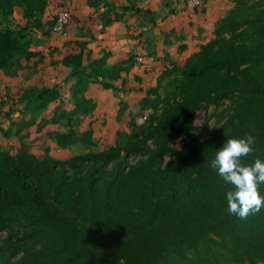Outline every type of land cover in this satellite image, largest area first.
Instances as JSON below:
<instances>
[{
  "label": "trees",
  "instance_id": "obj_1",
  "mask_svg": "<svg viewBox=\"0 0 264 264\" xmlns=\"http://www.w3.org/2000/svg\"><path fill=\"white\" fill-rule=\"evenodd\" d=\"M51 3L0 0V72L6 77L27 69L30 61L42 62L39 52L30 51V30L41 28ZM85 4L91 14L98 13L101 30L120 21L126 11L151 18L129 0L119 8L107 0ZM76 45L78 52L59 61L62 81H73L68 87L72 109L56 105L48 112L60 97L57 84L33 85L13 102L17 112L7 111L14 118L0 130L2 138L18 143L13 153L0 146V232L6 233L0 264L264 260V208L246 219L230 215L226 193L233 186L210 166L227 139L245 134L254 135L255 144L254 153L242 162H264V0H235L216 22L212 38L161 74L168 80L147 89L138 103L137 115L145 116L141 125L120 104L113 145L60 158L45 148L36 156L23 143L33 126L41 143L48 140L57 149L77 143L93 147L91 131L77 137L71 123L94 109L84 96L89 86L114 90L112 82L123 70V62L108 63L106 52L84 63V45ZM224 102L231 105L226 122L203 138L204 124L194 127L193 114ZM50 125L66 130L52 131ZM176 140L181 142L179 150L170 147ZM167 156L171 159L165 164ZM130 158L140 160L129 164ZM259 192L264 196V184Z\"/></svg>",
  "mask_w": 264,
  "mask_h": 264
},
{
  "label": "crops",
  "instance_id": "obj_2",
  "mask_svg": "<svg viewBox=\"0 0 264 264\" xmlns=\"http://www.w3.org/2000/svg\"><path fill=\"white\" fill-rule=\"evenodd\" d=\"M107 1L114 2L117 6H125L128 2ZM130 1L135 8L149 12L151 18L126 11L120 21L111 22L101 30L98 13L91 14L92 11L87 8L85 0H52L41 17L40 33L34 35L30 47V51L39 52L43 56L42 62L48 59L46 68L42 67V62L33 65L30 61L27 69L17 71L12 77H6L0 72V97L16 95L17 98L23 90L33 85L42 87L57 84L60 97L49 106L48 112L56 105H63L65 110L69 111L72 109V101L68 97V87L73 81H62L65 73L59 63L61 57L67 53L78 52L76 43L84 45V61L96 59L101 52H106L109 55V64L123 62L119 79L112 82L114 90H99L95 83L91 84L84 96L93 102L94 109L86 116L76 117L71 124L77 137L87 129L91 131L93 148L105 150L113 145V130L118 128L116 113L120 104L126 106V112L135 115L139 111L138 103L145 96V91L159 82L164 84L168 80L161 79V74L172 68L176 59L184 60L195 53L199 45L208 42L212 38L216 22L224 17L231 7L228 0H200V8L195 11L185 9L183 0ZM56 7L68 9L75 18L74 26H69L61 36L51 32L52 12ZM137 56L142 58V63L135 62L134 58ZM162 93L161 88L158 94L162 97ZM11 116L14 118V115ZM57 126L50 125L49 128L52 131H65L57 129ZM7 127L6 124L2 129ZM110 129L112 133H109ZM38 136L33 126L29 128L23 143L29 147L38 144L49 147L50 152L60 153V149L50 141L41 143ZM11 140L18 146V143ZM0 146L3 148L1 144ZM30 151L34 154L31 148Z\"/></svg>",
  "mask_w": 264,
  "mask_h": 264
},
{
  "label": "clouds",
  "instance_id": "obj_3",
  "mask_svg": "<svg viewBox=\"0 0 264 264\" xmlns=\"http://www.w3.org/2000/svg\"><path fill=\"white\" fill-rule=\"evenodd\" d=\"M254 144L255 136L252 134L227 139L210 165L226 184L233 186L226 193L227 211L241 219L264 208V196L259 192V186L264 184V162L259 158L250 164L242 162V158L254 153ZM256 264H264V260L257 259Z\"/></svg>",
  "mask_w": 264,
  "mask_h": 264
},
{
  "label": "rangeland",
  "instance_id": "obj_4",
  "mask_svg": "<svg viewBox=\"0 0 264 264\" xmlns=\"http://www.w3.org/2000/svg\"><path fill=\"white\" fill-rule=\"evenodd\" d=\"M246 1H250V0H246ZM234 3H235V0H228V4H230V5L233 4L234 5ZM117 7L119 8V7H122V6L118 5ZM199 8H200V6H199ZM60 10H64V11L68 12L69 15H70L69 23L66 26V29L64 30L66 32V30H67V28H69V26L70 27H71V25L74 26V23H75L74 19L75 18L73 16V14L71 13V11H69L68 9H62L60 7H56L53 10L52 16L54 17L55 12L56 11H60ZM118 11H119V9H117V12ZM189 11H192V10H189ZM193 11H195V10H193ZM45 29H46V31L48 30V26L47 25H46ZM35 30L36 29L30 30L31 38H34L35 34L39 35L40 31L39 30L35 31ZM46 31H43V32H46ZM57 59H58V57H57ZM54 60H56V58ZM47 63H48V59L46 58L42 62V67L46 68V64ZM44 68H42V70H44ZM0 99H1V101H0V130H4V129H2V127L5 126L6 124L8 125L10 120H13L12 116L11 117L8 116L7 111H8V113L10 111L12 113H16L17 112L18 106H17V108H15L16 107V106H14L15 103H13L17 98H16V95H15V97L6 95V96L0 97ZM230 108H231V105H230L229 102H224L220 107H217V108H214L212 106L203 107V108H201L200 110L196 111L193 114V116H192V125L194 127H196V128H199V127H201L204 124V129L202 130V136H203V138H206L211 132L219 129L226 122V120H227V118H228V116H229V114L231 112ZM135 116H137V117H135V121H134L135 124L136 125H141L144 122V121L140 122L139 119H140L141 116H139V114L137 115V113L135 114ZM125 122L126 121L124 120V122L122 124L124 129H125ZM74 126H75V128L78 127V126L75 125V123H74ZM57 129L66 130V127L62 126V125H58ZM111 129H113V128H111ZM116 129H117V127H116ZM115 130H113V133L115 132ZM109 133H112V130ZM190 135L192 137H195L197 135V131L191 132ZM98 138H100V137H98ZM0 144L3 146V148L5 150L9 151L10 153H13L14 150L16 149V147H17L11 139L8 141L7 139L2 138L1 136H0ZM30 146H31L30 147L31 150L34 152L35 155H41L42 152L45 150V147L40 146L38 144H32ZM180 146H181V142L179 140H176L170 147L173 150H179ZM47 149H48V153L51 156H55V157H59V158L60 157H67L69 155L84 154L86 152H96L98 150V148H93V147L85 148L79 143L74 144V145H72V146H70V147H68V148H66L64 150L60 149V153H58V152H54L53 153L52 151L50 152L49 147H47ZM170 159H171V157H169V156L165 157L164 158V163L165 164L168 163L170 161ZM138 160H140V158H130L128 160V163L129 164H133V163L137 162ZM5 234H6L5 232H0V242L5 237Z\"/></svg>",
  "mask_w": 264,
  "mask_h": 264
},
{
  "label": "built area",
  "instance_id": "obj_5",
  "mask_svg": "<svg viewBox=\"0 0 264 264\" xmlns=\"http://www.w3.org/2000/svg\"><path fill=\"white\" fill-rule=\"evenodd\" d=\"M183 4H184V8L188 9V10H196L199 8L200 6V0H183ZM70 20V15L68 12L64 11V10H60L58 11L52 20V25H51V30L54 34L56 35H63L64 34V30L66 28V26L68 25ZM135 62L137 64L142 63V58L141 57H135L134 58ZM145 116L140 117V122L144 121ZM138 120V119H137Z\"/></svg>",
  "mask_w": 264,
  "mask_h": 264
}]
</instances>
